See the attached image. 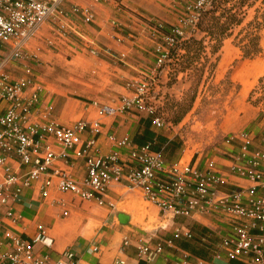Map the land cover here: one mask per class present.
<instances>
[{
    "label": "crops",
    "instance_id": "1",
    "mask_svg": "<svg viewBox=\"0 0 264 264\" xmlns=\"http://www.w3.org/2000/svg\"><path fill=\"white\" fill-rule=\"evenodd\" d=\"M193 3V0H62L65 14L43 23L27 40L25 50L29 56L14 57L10 47L0 50V76L5 74L12 81L31 76L27 92L39 86L41 102L52 105L50 119L63 124L87 120L89 125L83 134V147H86L87 139L95 135L96 143L92 151L103 155L119 152L121 158H126L129 148L119 145V142L142 133L145 124L140 119L148 115L146 104L138 102L137 93L130 86L132 71H144L139 68L136 56L156 45L150 35L155 29L148 19L180 25L185 16L194 10ZM73 6H78L79 11L73 12ZM88 16L90 19H87ZM157 73L159 79L169 77L172 69L163 66ZM180 75L181 72L179 78ZM132 100L131 107L120 109L116 114L99 113L102 104L120 108ZM4 106L0 96V111ZM39 110L34 109L35 118L40 116ZM152 128L169 139L174 138L162 129ZM47 144L58 154L65 151L52 137L43 143ZM183 155L185 157V153ZM207 158L191 159L203 168ZM214 158L224 171L228 169L226 155ZM30 167L16 157L6 156L0 166V174L2 176L10 170L23 175ZM56 169L81 181L87 173L86 158L70 151L67 157H59L53 166L41 171L31 185L22 188L18 196L14 195L13 186L4 192L6 202L0 201V256L8 248V231L31 237L40 227L48 233V242L52 246L36 243L37 251H49L56 257L59 251L72 248L80 264H119L116 263L118 259H123L124 264H139L138 246L141 243L155 244L183 221H197L211 231L218 228L220 232H225L222 223L201 214L188 218L172 217L170 214L164 218L159 207L151 202L159 220L149 227L146 223L150 222V216L142 217V212L134 203L143 196L127 181L112 182L106 201L101 204L61 190ZM49 177H52L53 183L44 197L42 184ZM229 181L242 185L251 183L235 175H230ZM215 230L212 232L217 236L219 232ZM126 237L130 243L124 246ZM189 253L177 244L176 247H166L155 264H161L166 259L182 258ZM214 262L232 264L225 256L214 258Z\"/></svg>",
    "mask_w": 264,
    "mask_h": 264
},
{
    "label": "built area",
    "instance_id": "2",
    "mask_svg": "<svg viewBox=\"0 0 264 264\" xmlns=\"http://www.w3.org/2000/svg\"><path fill=\"white\" fill-rule=\"evenodd\" d=\"M61 2L0 0V50L10 47L14 57L29 56L25 50L27 40L43 23L65 14ZM209 3L210 0L194 1V26L199 8ZM72 11L78 12V6H73ZM151 20L162 23L156 19ZM151 25L158 37L173 42V37L161 35L156 25ZM174 31L183 33L184 29L176 26ZM157 51L160 67L168 59L169 48L159 44ZM31 82V76L14 81L5 74L0 76V96L5 102L4 109L0 111V166L4 164L6 156L16 157L21 163L31 166L23 175L10 170H6L2 176L0 174L1 202H6V190H11L13 186V193L18 196L22 188L31 185L33 178L41 171H46L54 165L56 159L67 157L73 151L77 156L86 158L87 173L79 181L71 174L56 169L61 190L71 191L82 199H93L102 204L106 201L112 182L125 180L130 187L138 189L145 200L157 205L164 218L170 214L172 217L185 218L201 214L222 223L225 232L212 228V231L219 232V239L212 246L214 258L225 256L229 261L237 259L249 264H264V134L258 137V133L252 130L235 134L240 144L237 149L224 152L229 160L226 171L214 157L207 158L203 168L184 155L170 161L162 151L152 148L151 142L139 144L129 137L119 142V145L129 148L126 158H121L119 152L103 155L91 149L96 143L95 135L90 136L86 147H83V134L89 122L79 119L71 124H63L50 119L52 105L41 102L39 86L27 92ZM149 88V82L146 81L139 82L134 88L138 102L146 104L145 96ZM133 101H127L120 108L102 104L99 113L116 114L120 109L131 107ZM146 107L148 113H154L153 126L161 129L165 125L164 117L152 105L146 104ZM36 108H40V116L37 118L33 114ZM48 137L54 138L65 151L58 154L48 144L43 145ZM230 175L248 179L251 183H231ZM52 183V177L43 182L44 197ZM255 229L259 231L254 233ZM6 235L8 248L0 256V264H80L72 248L59 251L56 257L49 251H37L36 243L52 246L43 227L31 237L11 231ZM193 235L191 227L183 221L173 229L171 237L164 236L155 244L141 243L138 256L146 264H155L166 247H176L174 238L188 239ZM201 240L210 241L207 235ZM129 243L130 239L124 238L123 245ZM94 249L97 250V247ZM214 258L208 260L189 253L182 258L166 259L161 264H216ZM116 263L124 264L125 261L118 259Z\"/></svg>",
    "mask_w": 264,
    "mask_h": 264
},
{
    "label": "rangeland",
    "instance_id": "3",
    "mask_svg": "<svg viewBox=\"0 0 264 264\" xmlns=\"http://www.w3.org/2000/svg\"><path fill=\"white\" fill-rule=\"evenodd\" d=\"M242 1L245 5L240 15L243 14L244 23L235 26L233 34L224 40L216 54L217 59L216 55L207 59V55L201 53L200 56L193 58L191 69L181 72L180 78L179 74L176 75L172 70L173 73L169 77L159 79L157 47L160 44L170 48V42L158 37L156 31L150 34L156 45L149 51L141 53V56H136L139 68L142 67L145 72L132 71V89L139 82H149L150 88L145 96L147 106L152 105L164 117L165 125L161 129L182 143L173 154L168 153L170 159L178 158L183 153L188 160L192 157L193 159L200 157V160H203L207 157L222 156L225 155V151H231L239 146L240 142L234 137L235 134L249 130L258 132V137L264 134V118L258 117L261 107L253 105L248 100L250 90L259 83L260 77L264 78V26L259 29L261 53L252 58L243 57L241 48L236 45L238 40L236 35L248 21L258 15L264 23V0H232L236 3ZM194 14L196 12L191 10L183 23L176 25L182 27L188 35L192 34ZM219 15L220 11L216 13V18L210 14L206 20L208 23L214 19L216 21ZM197 35L202 36L203 33L199 32ZM211 61L216 63L212 73ZM164 67L171 69L179 67L178 61L172 58ZM161 79L166 82L163 83ZM261 92L262 88L256 94L260 95ZM181 114L182 119L175 121ZM134 203L140 213L142 212V217L150 216V222L146 225L152 227L158 223L157 210L150 202L141 197L134 200Z\"/></svg>",
    "mask_w": 264,
    "mask_h": 264
},
{
    "label": "trees",
    "instance_id": "4",
    "mask_svg": "<svg viewBox=\"0 0 264 264\" xmlns=\"http://www.w3.org/2000/svg\"><path fill=\"white\" fill-rule=\"evenodd\" d=\"M245 2H232V0H210V3L202 8H199L198 20L192 29V34L188 35L184 31L183 33L175 32L176 26L169 25L164 22L156 23L155 21L148 19L150 24L156 25L157 29L162 33L163 36L173 37V42L170 43L169 54L167 61L174 58L178 61L179 67H174L173 72L179 74L191 69L193 65V58L200 56L201 53H205L206 58L216 55L221 49L224 40L233 34L235 26L242 25L244 23V17L240 15L244 10ZM220 11V15L217 20L213 22H207V17L212 14L214 18L216 13ZM224 17V19H223ZM264 26V23L259 19L258 15L255 18L248 21L243 25L236 35V45H238L243 53V57L252 58L262 52V46L260 43L259 29ZM203 33L202 36H198V33ZM163 39V38H161ZM209 48V49H208ZM208 49V51H207ZM218 56L216 55V59ZM166 62L161 64V69L165 66ZM212 70L214 71L216 63L211 61ZM172 72V73H173ZM177 77V76H176ZM170 84V81H168ZM262 88L260 95L256 93ZM195 97V96H194ZM248 100L255 106H260L259 118H264V78H259V83L255 85L249 92ZM154 113L149 112L146 117H141L140 121H143L145 127L142 133H136L132 140L139 144L147 142L152 143V148L163 152L166 159L168 153L173 154L181 146V140L174 137L169 139L166 136L159 134L152 128L153 126ZM183 114L179 115L175 121H180ZM168 160L171 161L170 158ZM193 230L194 235L192 238H174L176 244L181 248L189 251L192 255L202 257L208 260H213L214 251L212 249L213 242H216V235L205 225L198 223L197 221L188 222L185 221ZM257 233L259 230H253ZM207 235L210 239L209 242H202V237ZM168 237L171 234L166 235ZM232 264H249L241 260L232 259ZM139 264H146L143 259L140 258Z\"/></svg>",
    "mask_w": 264,
    "mask_h": 264
}]
</instances>
